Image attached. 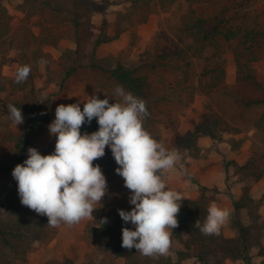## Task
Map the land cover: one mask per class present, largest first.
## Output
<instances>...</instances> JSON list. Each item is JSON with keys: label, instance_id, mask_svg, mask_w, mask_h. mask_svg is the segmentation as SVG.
<instances>
[{"label": "rangeland", "instance_id": "1", "mask_svg": "<svg viewBox=\"0 0 264 264\" xmlns=\"http://www.w3.org/2000/svg\"><path fill=\"white\" fill-rule=\"evenodd\" d=\"M61 1V0H60ZM103 8L96 0L97 8L83 14L70 0L65 2L63 12L57 13L45 5L33 13L22 8L23 0H0V200L3 203L9 189L17 185L12 177L15 164V145L27 132L26 119L34 116L36 127L31 137V146L41 155L54 151L56 138L49 134L48 125L55 117L45 118L60 104L83 102L89 95L116 102L114 89L119 85L108 78L101 68L121 67L145 76L150 91L145 99L149 115L143 126L168 150H176L181 159L165 177L168 189L182 193L184 199H199L204 196L209 205L215 203L227 212L220 226L225 237L237 236V226L248 225L245 209L235 208L244 190L253 200L256 209V226L260 230V248L264 250V142L255 129L254 122L264 106L247 107L248 100L257 98L249 88L236 81V66L232 57L233 44H224L221 57L224 59L225 79L215 90H203L201 72L204 58L191 60L189 68L177 59L163 60L164 53L172 54L187 44L180 33L181 17L193 10L198 16H212L240 3L238 24L254 27L262 33L254 49L251 66L257 79L264 86V0H176L162 10L151 8L142 14L132 15L130 0H111ZM130 15L129 21L121 19ZM106 22L109 41L96 44L101 23ZM75 21L79 22L76 26ZM53 34L57 40L41 48L46 64L35 61L38 46L36 38L41 34ZM71 52V58L66 53ZM98 68L92 67V60ZM30 66L28 78L20 83L15 80L18 67ZM73 68L72 73H67ZM70 69V70H69ZM120 86V85H119ZM126 91V90H125ZM127 92V91H126ZM113 100V101H112ZM20 108L24 123L15 125L8 117V105ZM221 119L235 133L224 132L220 141L213 142L201 136L197 140V152H190L175 144L177 136H186L215 119ZM109 149V148H108ZM110 150V149H109ZM111 152V150H110ZM112 155V153H111ZM28 153H25L27 159ZM113 158V156H112ZM252 158L261 171V179H243L237 166ZM115 169L118 167L113 158ZM108 192L96 205L93 219H83L69 227L61 224L50 227L49 238L32 245L23 264H105L110 259L104 244L96 237L99 228V210L118 204L129 203L130 191L116 171L107 181ZM181 245L175 241L169 255L174 259ZM253 261L264 262L259 247L250 251ZM118 264H123L120 259ZM190 259L183 264H193ZM223 264H241L225 261Z\"/></svg>", "mask_w": 264, "mask_h": 264}, {"label": "trees", "instance_id": "2", "mask_svg": "<svg viewBox=\"0 0 264 264\" xmlns=\"http://www.w3.org/2000/svg\"><path fill=\"white\" fill-rule=\"evenodd\" d=\"M68 0H23L22 8L30 12H37L40 5L49 7L57 13L63 12L64 4ZM101 6L106 8L111 0H98ZM84 15L96 10V0H70ZM176 0H130V12L132 15L142 14L143 21L146 20L144 11L151 8L166 9L172 6ZM0 5V12L3 10ZM243 7L240 3L237 7L223 8L212 16H198L193 10H189L181 17L180 33L187 44L182 49H177L172 54L164 53L161 55L163 60L175 58L181 61L185 68H189L191 60L204 58L206 51H212V55L205 57L206 64L201 72L203 90L210 92L217 89L225 79L224 59L221 57L224 44H233L231 51L236 66V81L245 88H249L255 100H248L245 105L250 107L258 104L264 106V86L257 79L253 67V53L262 33L252 26L238 24L240 12ZM121 19L129 21L130 15H123ZM76 26L79 22L75 21ZM57 36L49 33L41 34L36 38L37 50L33 53L36 62L43 60L41 48L52 45L56 42ZM109 41L107 35V25L103 20L101 23L100 35L96 44ZM71 52H67V58H71ZM92 67L98 68L95 60H92ZM71 69V70H70ZM69 75L74 71L70 68ZM109 79L122 86L127 92L145 101L150 91V84L145 76L135 75L133 71L121 67L101 68ZM146 103V102H145ZM147 108V106H146ZM148 110V108H147ZM49 117H55L54 112L45 114L47 121ZM29 128L22 136L21 140L15 145V164H22L25 160V153L31 146V137L34 135L36 119L32 115L26 119ZM255 129L263 136L264 142V109L254 122ZM98 130L96 119L91 124H84L81 134L92 133ZM237 130L223 120L215 119L209 124L203 125L194 132L186 136H177L175 144L182 149L190 152H197V140L204 136L213 142L220 141L224 132L235 133ZM54 152V151H53ZM51 152V153H53ZM50 153V154H51ZM99 164L106 181L115 170V164L110 150L106 147L105 155L94 161ZM239 176L243 179L257 181L261 179V171L257 168L252 158L247 159L242 165L237 166ZM244 195L239 201H234L235 208L245 209L249 216L248 225L237 226V236L225 237L222 230L219 234L204 235L195 227L197 220L203 224L207 216L209 207L208 200L201 196L199 199H184L181 203L180 212L177 216L178 227L172 230L171 245L166 255L158 258L145 257L137 253L135 248L128 250L121 246L122 228H132L130 223L125 224L118 213V209L130 211L131 208L121 203L110 208L99 210L96 237L104 244L110 255L109 261L105 264H118L122 260L123 264H183L187 260L193 259V264H223L225 261L240 262L241 264H257L253 261L250 251L259 247V255L264 256V250L260 248V230L256 226L257 213L253 206V200L244 190ZM107 218V222L102 224L100 221ZM48 218L38 215L20 203L17 185L9 189L3 203L0 200V264H23L27 260V255L34 243L47 240L49 238L47 225ZM179 243L181 248L175 252L173 259L169 253L173 250V244ZM259 264H264L261 262Z\"/></svg>", "mask_w": 264, "mask_h": 264}, {"label": "clouds", "instance_id": "3", "mask_svg": "<svg viewBox=\"0 0 264 264\" xmlns=\"http://www.w3.org/2000/svg\"><path fill=\"white\" fill-rule=\"evenodd\" d=\"M41 64L47 62L41 60ZM30 66H20L15 80L25 81ZM116 102L99 99L96 94L80 103L60 104L55 118L48 125L56 138L54 152L41 155L29 147L27 159L12 170L20 203L38 215L48 218L47 225L69 227L83 219H93L96 205L108 192L106 177L94 161L105 155L106 147L118 165L116 173L130 191V211L118 209L119 216L132 228H122L125 249L135 248L145 257L166 255L171 245L172 230L178 227L177 216L184 200L182 193L168 189L164 177L181 159L176 150H168L144 128L149 113L143 99L114 89ZM113 101V100H112ZM9 119L17 126L24 123L20 108L9 104ZM96 119L98 130L81 134L84 124ZM227 212L213 202L207 209L203 224L195 222L204 235L219 234ZM107 222V218L100 221Z\"/></svg>", "mask_w": 264, "mask_h": 264}]
</instances>
